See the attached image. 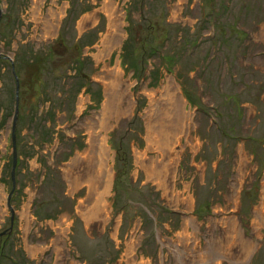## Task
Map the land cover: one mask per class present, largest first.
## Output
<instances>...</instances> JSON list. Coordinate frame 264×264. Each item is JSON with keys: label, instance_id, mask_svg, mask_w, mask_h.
Here are the masks:
<instances>
[{"label": "rangeland", "instance_id": "obj_1", "mask_svg": "<svg viewBox=\"0 0 264 264\" xmlns=\"http://www.w3.org/2000/svg\"><path fill=\"white\" fill-rule=\"evenodd\" d=\"M170 82L190 133L165 155L147 119L173 118ZM0 264H264V0H0Z\"/></svg>", "mask_w": 264, "mask_h": 264}, {"label": "bare ground", "instance_id": "obj_2", "mask_svg": "<svg viewBox=\"0 0 264 264\" xmlns=\"http://www.w3.org/2000/svg\"><path fill=\"white\" fill-rule=\"evenodd\" d=\"M113 23H112V30H110L109 35L103 41V49L98 54V59L99 60L108 51L110 52L111 49H114L117 46V44H115V43L119 42V38H120V34H121L120 31H119L120 24L117 23V25L115 26V24L113 25ZM116 27H117V30H115ZM120 74H121V71L118 70V69L112 71V73L109 72L108 75L111 77L110 78L111 80H109V79L108 80L111 81V82H109L108 84H106V83L104 84V85H106V87L109 88V90H107L108 91V99L109 100H108V103L106 104V106L104 108L105 112H103V114L98 117L99 118L98 120H100L102 122H103V120L105 121V119L107 117L108 118H110L112 116L114 117V115L116 116V114L118 113L117 111L119 109L116 111L114 109L115 108L114 105L116 103V98H117L116 95H117V93L120 92V91H118V88L120 87V81H122V80L118 81V78L122 76V74H121V76H120ZM105 79H103L104 82L106 81ZM173 88H174L173 84L170 82L164 88V90L162 92L164 97L166 98V106H165V109H167L166 110V112H167L166 115H169V113H170L171 115H173V118L171 116L170 118L163 117V119H159L158 120L159 121V126L158 125L154 126L155 119H154L153 123L150 122L151 120L147 119L148 122H149L148 123V135H147L149 137L148 141H149V143L152 144L155 140H153L151 138L150 133H152L153 131L157 132V134H158L157 137L159 139L156 138V139H158V140H156V144H159V149L162 150L160 152H162L165 155H166V153L168 155H171L170 153L174 151V148H175L174 145L177 143L176 141H178L177 138L179 137V135L184 137V135L185 136H189V133H190L189 132L190 131V122L185 124V120L187 119L185 117H187V116H184V114H183L184 112L183 113L181 112V110L184 109V104L181 103L180 98H178V95H176L177 93H174L176 90L174 92L172 91ZM118 97H121V96L118 95ZM150 113H152V114L155 113V117L154 118H157V116L159 115V110L151 108V112ZM174 114H178V115L174 116ZM105 116H107V117L105 118ZM117 116H118V114H117ZM188 120H190V119H188ZM183 124L186 126L184 133H183V129H184L183 128ZM187 125H188V127H187ZM90 143H91L93 151H96V153L98 154L97 161L92 162L93 173H91L90 180L88 181V183L85 182V184H87V186H88V188L90 190V195H89L90 200L91 201L96 200L95 201L96 205L93 203L95 207H94L93 211L91 210V212L93 214H91L89 216L90 218H94V217H97L96 215L100 216L102 214V212L105 210V208H104L105 207L104 199H105V194H107L106 192L108 191V182L110 180V174H109V168H108V165H107L108 164V162H107L108 152H107V148L104 146L105 144H104L102 138L96 137V135H95V136H93L92 141ZM82 157H84V156H82ZM82 157H80V158H82ZM81 161H82V159H81ZM81 161L75 160L73 165H72V167L75 168L76 166H80L81 165ZM148 164L151 167L150 168V172H152L154 174H157L159 180L161 181L162 175H163L162 172H161L162 170L159 169L160 171H158V169H157V166L160 165L161 163L157 162L155 164L153 162V160H148ZM83 179H85V177ZM162 183H164V182H162ZM75 186H77V185H75ZM102 188L104 190L103 191L104 195L100 196L101 193L99 195V192H102ZM91 212H89V213H91Z\"/></svg>", "mask_w": 264, "mask_h": 264}, {"label": "water", "instance_id": "obj_3", "mask_svg": "<svg viewBox=\"0 0 264 264\" xmlns=\"http://www.w3.org/2000/svg\"><path fill=\"white\" fill-rule=\"evenodd\" d=\"M11 66H12V71H13V77L15 80V102H16V106H15L14 116H13V120H12V155H13V160H12V167H11V172H10L12 189H11L10 194L8 196V201L16 189L15 170H16V165H17V151H16V144H15V125H16L17 116H18V102H19V96H18V94H19V80H18V77L13 70V65H11ZM8 207H9L10 212H11V221H12L13 211L9 205H8Z\"/></svg>", "mask_w": 264, "mask_h": 264}, {"label": "flooded vegetation", "instance_id": "obj_4", "mask_svg": "<svg viewBox=\"0 0 264 264\" xmlns=\"http://www.w3.org/2000/svg\"><path fill=\"white\" fill-rule=\"evenodd\" d=\"M17 166V165H16Z\"/></svg>", "mask_w": 264, "mask_h": 264}]
</instances>
